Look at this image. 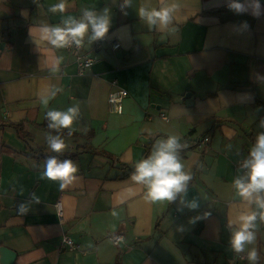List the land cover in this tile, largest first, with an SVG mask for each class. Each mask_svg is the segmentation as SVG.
Returning <instances> with one entry per match:
<instances>
[{
	"label": "crops",
	"instance_id": "obj_1",
	"mask_svg": "<svg viewBox=\"0 0 264 264\" xmlns=\"http://www.w3.org/2000/svg\"><path fill=\"white\" fill-rule=\"evenodd\" d=\"M62 2L63 12L49 11ZM231 2L0 0V248L14 254L11 264H234L239 253L230 240L239 216L264 211L233 185L264 132V0L258 17L250 7L236 13ZM172 5L167 26L150 28L139 15L141 7ZM86 9L108 10L106 34L120 46L89 50L95 62L79 74L75 58L40 40V29L64 27ZM89 36L85 49L92 48ZM119 88L128 94L114 113L108 96ZM77 105L71 134L48 127V111ZM50 135L64 139L62 152L48 147ZM170 135L180 137L177 153L191 179L176 200L149 203L145 186L130 175L150 142ZM204 135L203 147L186 142ZM54 155L78 169L63 190L40 178ZM182 197L196 198L198 208L182 205ZM194 217L201 218L190 223ZM254 231L255 242L240 252L245 259L238 264H250L253 248L256 264H264L259 216ZM119 234L123 241L115 242ZM64 236L78 247L60 248Z\"/></svg>",
	"mask_w": 264,
	"mask_h": 264
},
{
	"label": "clouds",
	"instance_id": "obj_2",
	"mask_svg": "<svg viewBox=\"0 0 264 264\" xmlns=\"http://www.w3.org/2000/svg\"><path fill=\"white\" fill-rule=\"evenodd\" d=\"M126 3H130V0H126ZM176 7L177 5H172L159 11H146L141 7L139 15L147 20L150 28L157 23L167 26L171 22V13ZM249 7L252 9L251 14L253 16L258 17L260 15V0H244V2L232 0L228 4V8L236 13L247 12ZM49 11L63 12V2L54 5ZM107 11L105 9L104 15H97L95 12L86 9L80 20L67 19L63 21L64 27L44 25L40 29V40L47 41L55 48H64L69 46L71 42H75L76 46L79 47L83 43V38L89 28H91V35L88 38L89 43L101 39L109 30L110 20ZM244 26L247 27V24L245 23ZM42 103L47 105L48 100L44 99ZM78 115V105L69 107L67 111H48L46 117L49 121L48 127L56 130L68 129L69 134H71L73 122ZM260 126L264 128V120L260 122ZM179 139L180 137L177 135H170L166 140L156 139L147 157L135 164V171L131 173L130 178L135 183L145 186L146 191L143 197L145 201L149 203L171 202L176 200L177 194H186L187 182L191 179V176L183 170L184 165L177 153V149L182 147L178 143ZM47 142L48 147L57 153L62 152L66 147L64 139L60 136L50 135ZM45 164L46 166L40 178L59 182L60 190H63L76 179L78 169L71 159L61 161L56 157H50L46 159ZM241 168L246 170L245 174L233 180L237 195L248 201L249 204L254 203L259 209L264 210V132H260L256 136L255 143L249 150L248 158L243 161ZM33 199L38 200L35 196H33ZM181 204L192 210L197 209L199 206L196 198L186 201L182 197ZM178 210L182 211L183 209ZM18 211L23 215L27 213L28 208L22 204L19 206ZM258 216L264 222V211L239 216L240 225L238 229L232 232L230 240L232 250L237 253L243 252L246 245L255 242L254 229L256 228ZM200 218L194 217L190 220V223H195ZM119 239L121 242L123 241V237ZM247 258L250 264H256L258 254L255 248L248 252Z\"/></svg>",
	"mask_w": 264,
	"mask_h": 264
},
{
	"label": "built area",
	"instance_id": "obj_3",
	"mask_svg": "<svg viewBox=\"0 0 264 264\" xmlns=\"http://www.w3.org/2000/svg\"><path fill=\"white\" fill-rule=\"evenodd\" d=\"M89 34L91 35V28L88 29ZM103 45H109L111 49L115 50L120 46V43L112 38H109L107 34L101 39H98L96 41H92V48L85 49L84 44L82 43L79 47L76 46L75 42H71L69 46L64 47L66 51L71 54L78 65V73L82 74L85 72L86 69H88L94 62H95V56L90 53L89 50H96L100 48ZM115 83V81H114ZM128 94L127 90L124 88H119L113 92H111L108 96V107L111 112L114 113H121L122 111V104L123 99ZM161 117L165 118V114L161 113ZM209 141V136L204 135L203 137L198 139V142L196 141V146L203 147L207 142ZM57 212L61 213V205L60 202L57 201L56 203ZM120 237H122L120 234L113 236V240L115 242L120 241ZM67 247L69 249H76L78 245L73 242V240L68 237L64 236L60 248ZM245 259V255L242 253H239L234 258V264H238L240 261Z\"/></svg>",
	"mask_w": 264,
	"mask_h": 264
},
{
	"label": "water",
	"instance_id": "obj_4",
	"mask_svg": "<svg viewBox=\"0 0 264 264\" xmlns=\"http://www.w3.org/2000/svg\"><path fill=\"white\" fill-rule=\"evenodd\" d=\"M0 253L1 254H4V257L5 258V263L3 264H11L13 259H14V254L12 252H9L7 249L1 247L0 248Z\"/></svg>",
	"mask_w": 264,
	"mask_h": 264
},
{
	"label": "trees",
	"instance_id": "obj_5",
	"mask_svg": "<svg viewBox=\"0 0 264 264\" xmlns=\"http://www.w3.org/2000/svg\"><path fill=\"white\" fill-rule=\"evenodd\" d=\"M187 142V144H189V146L190 147H194V146H196V143L195 142H192V141H186ZM192 142V143H191ZM185 143V142H184ZM152 145H153V141H151L150 142V144H149V146H148V150L150 149L151 150V147H152ZM148 153V151L145 153V154H147ZM55 157L57 156V155H54Z\"/></svg>",
	"mask_w": 264,
	"mask_h": 264
}]
</instances>
